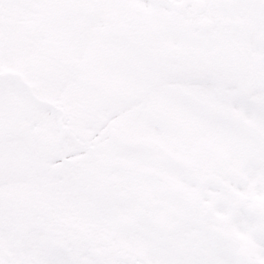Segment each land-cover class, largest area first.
I'll return each mask as SVG.
<instances>
[{
    "label": "snow or ice",
    "instance_id": "snow-or-ice-1",
    "mask_svg": "<svg viewBox=\"0 0 264 264\" xmlns=\"http://www.w3.org/2000/svg\"><path fill=\"white\" fill-rule=\"evenodd\" d=\"M0 264H264V0H0Z\"/></svg>",
    "mask_w": 264,
    "mask_h": 264
},
{
    "label": "rangeland",
    "instance_id": "rangeland-1",
    "mask_svg": "<svg viewBox=\"0 0 264 264\" xmlns=\"http://www.w3.org/2000/svg\"><path fill=\"white\" fill-rule=\"evenodd\" d=\"M71 134V130H69ZM82 140L87 143L91 136L82 133ZM10 146L8 156V174L13 178L25 176L35 177L42 173L41 182L48 190L55 191L63 180L65 183L72 176L71 170H49L42 168L39 163L24 162L22 154L29 152L35 157L45 160L71 152L73 149L64 137L53 136L44 126L33 128L25 120H14L9 134ZM33 195H38V190L33 188Z\"/></svg>",
    "mask_w": 264,
    "mask_h": 264
}]
</instances>
